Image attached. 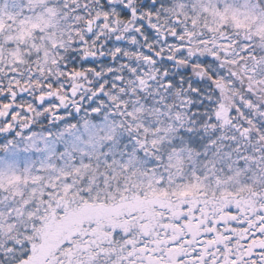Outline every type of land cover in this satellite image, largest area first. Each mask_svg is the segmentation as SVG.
Here are the masks:
<instances>
[{
	"label": "snow or ice",
	"instance_id": "snow-or-ice-1",
	"mask_svg": "<svg viewBox=\"0 0 264 264\" xmlns=\"http://www.w3.org/2000/svg\"><path fill=\"white\" fill-rule=\"evenodd\" d=\"M0 264H264V0H0Z\"/></svg>",
	"mask_w": 264,
	"mask_h": 264
}]
</instances>
